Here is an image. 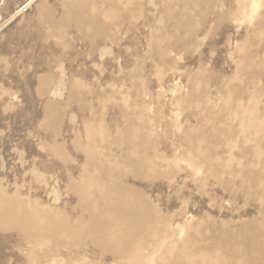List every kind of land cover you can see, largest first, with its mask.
<instances>
[{"label": "rangeland", "instance_id": "1", "mask_svg": "<svg viewBox=\"0 0 264 264\" xmlns=\"http://www.w3.org/2000/svg\"><path fill=\"white\" fill-rule=\"evenodd\" d=\"M71 1L8 33L0 21V264L264 247V175L245 168L258 129L237 116L264 115V14L245 21L239 0Z\"/></svg>", "mask_w": 264, "mask_h": 264}, {"label": "bare ground", "instance_id": "2", "mask_svg": "<svg viewBox=\"0 0 264 264\" xmlns=\"http://www.w3.org/2000/svg\"><path fill=\"white\" fill-rule=\"evenodd\" d=\"M26 0H20L19 3H16L15 6L13 8L17 9L15 11V13L13 15H11L12 17L9 18V20L7 19L6 21H9L7 29L5 30L7 33L9 31H13L15 28L20 27V25H24V24H28V22H31L33 20H38V19H42L44 17L47 16V11L49 10L50 6H49V1L50 0H30L31 2H28L26 5H22L24 4L23 2H25ZM62 1V0H59ZM84 1V0H83ZM88 1V0H87ZM86 1V2H87ZM94 1V0H93ZM96 1V0H95ZM112 1V0H111ZM124 1V0H123ZM131 1V0H130ZM65 2V1H64ZM66 2H68V0H66ZM70 2L72 3V1L70 0ZM77 2V1H74ZM100 2V1H98ZM263 0H239L237 3V11L241 13L242 17H244L245 21L248 20V22H250L251 24H255V23H260L261 20L263 19V14H264V9L262 7V3ZM79 3V2H77ZM83 3V2H82ZM89 3V2H88ZM101 3V2H100ZM112 3V2H111ZM126 3V2H125ZM256 3V4H255ZM86 5V3H83ZM99 4V3H98ZM106 4V3H105ZM128 4V3H127ZM13 2L12 0H7L5 1V5L3 7H1L0 12L4 11L7 13L6 10L9 9V7L12 8ZM65 5V4H64ZM69 5V3H68ZM84 5V6H85ZM88 5V4H87ZM92 5V4H91ZM67 6V5H66ZM71 6H75L73 3ZM78 6V4L76 5ZM81 6V5H80ZM90 6V5H89ZM93 6V5H92ZM98 6V5H97ZM70 7V6H69ZM110 7V6H109ZM66 8V7H64ZM74 9L71 8V10L69 11V18H71V20L74 22L76 21L78 18V13L75 9L76 7H73ZM80 8V7H79ZM83 8V6H82ZM91 8V6H90ZM93 8V7H92ZM99 8V7H98ZM69 9V8H67ZM84 9V8H83ZM96 9V7H95ZM94 9V10H95ZM13 10V9H12ZM65 10V9H64ZM86 10V9H85ZM63 11V10H62ZM87 11V10H86ZM93 11V10H92ZM11 12V11H10ZM64 12V11H63ZM66 12V11H65ZM98 12V10H97ZM82 13V12H81ZM95 13V12H94ZM63 14V13H62ZM87 14V13H86ZM85 13L83 15H86ZM1 15V13H0ZM65 15V14H64ZM63 15V16H64ZM3 15H1L2 17ZM49 16V15H48ZM47 16V17H48ZM238 16V15H237ZM4 17V16H3ZM61 17V16H59ZM84 17V16H83ZM82 17V19H83ZM89 17V16H88ZM62 18V17H61ZM59 18V19H61ZM64 18V17H63ZM66 18V17H65ZM86 18V17H85ZM84 18V21H85ZM91 18V17H90ZM237 18V17H236ZM5 19V18H4ZM3 19V20H4ZM46 19V18H44ZM51 19V18H50ZM239 22L240 17L237 18ZM242 19V18H241ZM240 19V20H241ZM251 19V21H250ZM36 20V21H37ZM52 20V19H51ZM70 20V21H71ZM88 20V19H87ZM91 20V19H90ZM95 20V19H94ZM2 21V19L0 20ZM4 20V22L2 24H4L6 22ZM42 21V20H41ZM48 21V20H47ZM44 21V22H47ZM53 21V20H52ZM66 21V19H65ZM63 21V22H65ZM59 22V21H58ZM57 22V23H58ZM68 22V21H66ZM87 22V21H86ZM96 22V21H95ZM43 23V22H42ZM48 23V22H47ZM53 23H55V25H53V28H57L56 26V21H54ZM51 24V23H50ZM60 24V23H59ZM62 24V23H61ZM34 25V24H33ZM48 25V24H47ZM63 25V24H62ZM89 25V24H88ZM1 26V24H0ZM6 26V25H5ZM30 26V25H29ZM50 26V25H49ZM60 26V25H59ZM46 29L48 28L47 26H45ZM63 27V26H62ZM67 27V26H66ZM92 27V26H91ZM28 28V27H27ZM51 28V27H50ZM59 28V27H58ZM63 29V28H62ZM103 29V28H102ZM54 30V29H53ZM4 31V32H5ZM31 31V29H30ZM46 31V30H45ZM49 31V30H48ZM47 31V32H48ZM56 31V29H55ZM52 32V31H51ZM50 32V33H51ZM63 32V31H62ZM99 32V31H98ZM54 33V32H53ZM3 34V33H2ZM2 34L0 35V39L2 37ZM26 34V33H25ZM56 34V33H55ZM53 34V36L55 35ZM13 35V34H12ZM49 36V34H48ZM52 36V34H51ZM61 36V34H60ZM32 38V37H31ZM4 39V38H3ZM1 39V41L3 40ZM10 39V38H9ZM58 40V39H57ZM59 41V40H58ZM28 46V45H27ZM10 48V47H9ZM2 52H4V45L2 43H0V54H2ZM0 61H3V58H0ZM77 83V82H76ZM77 85V84H76ZM259 93V92H258ZM257 96H259L257 94ZM252 104V102H251ZM238 119H239V124L238 127L239 129L244 132L246 129H250V128H257L258 132L256 134H251L249 139H245L247 143H254L253 149H252V155L250 156L251 162L246 164V167L249 171H254V172H263L262 175H264V166H262L261 161L264 163V151H262L260 149L261 146V142L264 138L263 133H264V115H257V116H250L248 118L246 117H241L240 114L237 115ZM240 116V117H239ZM95 128V127H94ZM93 128V129H94ZM96 131H98L96 129ZM95 131V132H96ZM89 136V134H87ZM96 135V134H95ZM89 139V138H88ZM246 173L244 168L241 169V171L239 172V178H245ZM107 198V197H106ZM111 201V200H110ZM110 201H106V205L104 207L103 213L104 215H106L105 217L110 221H114L115 222V216L112 214V211L110 210V207L113 205V202ZM37 209V208H36ZM39 209V208H38ZM37 209V210H38ZM36 210V211H37ZM102 212V211H100ZM36 217L39 218L40 213L36 212L35 213ZM9 218H5L7 220H5L6 224L10 223V221L16 222L19 221L18 220V214L16 213H9L8 215ZM35 217V219H37ZM43 217V216H42ZM41 217V218H42ZM104 218V216H102ZM43 219V218H42ZM38 220V219H37ZM41 220V219H40ZM46 223V222H45ZM40 225V224H39ZM44 228V227H43ZM128 234V230L125 229L124 230V235L127 236ZM164 240V239H163ZM187 241V240H186ZM188 243V242H187ZM114 244L115 246H120L123 244V241H117L115 243H111ZM163 246V244L161 245ZM170 246V245H169ZM207 248V249H206ZM204 250V253L199 255L196 254L194 255L193 258H191L190 260H186L184 262V264H264V247H262L261 245L259 246H255L252 245V247H249V250H244L243 248H238V249H218V250H208L210 248V245H208ZM134 247H131L130 249V257L132 256H136V251H134ZM162 251V250H161ZM198 251V250H197ZM132 253V255H131ZM140 254V253H139ZM191 254V253H190ZM147 258V257H146ZM142 259V258H141ZM138 261V260H136ZM151 262V264H153V262L151 260H149ZM142 262V260H141ZM149 262V263H150ZM156 263V262H155ZM143 264V263H142ZM157 264V263H156Z\"/></svg>", "mask_w": 264, "mask_h": 264}]
</instances>
